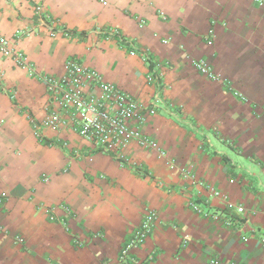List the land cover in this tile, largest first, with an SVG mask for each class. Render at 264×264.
I'll list each match as a JSON object with an SVG mask.
<instances>
[{"label": "crops", "instance_id": "0c3cea01", "mask_svg": "<svg viewBox=\"0 0 264 264\" xmlns=\"http://www.w3.org/2000/svg\"><path fill=\"white\" fill-rule=\"evenodd\" d=\"M0 35L34 67L30 75L0 56V264H115L150 212L153 228L127 264H264V6L0 0ZM188 57L204 59L228 83L196 72ZM68 59L157 106L141 130L174 166L136 144L126 156L140 169L68 132L57 139L45 130L46 141H37L27 118L43 117L37 77L61 76ZM158 68L160 86L147 84Z\"/></svg>", "mask_w": 264, "mask_h": 264}, {"label": "built area", "instance_id": "2783aa9c", "mask_svg": "<svg viewBox=\"0 0 264 264\" xmlns=\"http://www.w3.org/2000/svg\"><path fill=\"white\" fill-rule=\"evenodd\" d=\"M253 1L257 6H264V0ZM100 2L103 3V0ZM158 14L162 17L161 13L158 12ZM42 21L43 25L48 26L51 30V36H54L53 26L46 19H42ZM139 23L143 22L139 21ZM63 33L70 35L69 31ZM99 33L108 38L120 39L121 37L113 30L99 31ZM210 34L211 30L207 41L211 39ZM0 56L11 59L17 67L26 69L30 75L34 74V67L3 35H0ZM188 63L196 72L206 76L209 80L221 81L223 84L228 83L226 79L215 73L204 59L188 57ZM162 76L163 73L158 68L147 74L146 82L159 87ZM37 79L45 85L46 102L43 108V117L40 120H35L31 116H27L32 124V135L37 141L41 143L46 141L45 130L51 131L57 139L63 132H68L87 141L94 153L107 154L119 164L130 163L133 168L140 169L141 165L134 164L126 156L129 146L136 144L143 150L155 152L166 166H174L173 160L168 159L167 153L158 142L141 130L146 119L157 114L156 105L145 104L114 84L105 82L97 70L82 64L77 59H68L65 62L64 73L61 76H38ZM233 95L242 99L238 92H233ZM10 98L15 99L14 93H10ZM62 144L66 145V142L62 141ZM73 155L80 157L77 151H74ZM204 187L213 195L218 196V192L207 184H204ZM222 198L227 201L226 196ZM191 207L206 217L217 220L223 218L222 214L201 212V209L196 205ZM235 212L240 216L246 214L245 208L240 205L235 207ZM155 217V214L150 212L143 218L131 238L119 249L115 264H127L133 260L132 250L147 238L153 228ZM225 219L224 224L231 225L230 219ZM16 242L22 244L23 239L16 237ZM260 242L264 246L263 238L260 239Z\"/></svg>", "mask_w": 264, "mask_h": 264}]
</instances>
